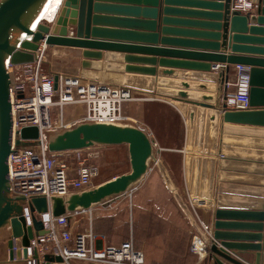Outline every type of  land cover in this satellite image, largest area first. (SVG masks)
<instances>
[{"label":"water","instance_id":"water-1","mask_svg":"<svg viewBox=\"0 0 264 264\" xmlns=\"http://www.w3.org/2000/svg\"><path fill=\"white\" fill-rule=\"evenodd\" d=\"M50 1L0 0V231L6 227L10 228L9 257L12 262L26 260L30 241L46 234L44 223L39 218V214L52 210L55 217H61L73 213L79 208L88 209L108 198L126 192L132 183L147 172L154 147L149 135L135 127L85 124L64 132L58 137V145H49L51 153L61 155L101 145H128L132 172L68 200L64 197H53L49 201L48 198L42 196L31 199L30 208L34 216L33 225L28 226L22 204L26 198L11 196L9 180V157L14 151L11 142L13 110L11 81L8 73L9 63L24 65L39 61L42 57V46L81 49L84 50L83 57L87 61L101 60L103 58L102 51L120 52L125 54L124 63L126 66L122 82L125 89L171 98L175 102L189 104L192 108L200 107L215 113L221 110L227 112L226 122L231 119V111L227 109L226 101L232 68L244 65L251 68L250 109L264 111V48L256 47L258 44L264 45V28L248 27L250 22L252 25H256L258 18L264 14V0H251L255 5L253 12L236 9L237 0H165L166 16L172 13L186 12L189 15L199 16L201 20L182 21L167 17L164 19L165 25L174 23L176 24L174 26L179 27L186 25L209 29L210 32L192 33L211 37L216 42L163 39L161 46L130 45L97 39L100 36L142 40L149 38L152 42L158 43L157 19L161 0H135L150 4L144 9L122 7L138 12L144 11L151 15V21L146 22L152 28L149 34L101 28L100 22L110 19L98 15L93 16L91 0L89 2L88 0H64L55 24L49 25L40 22L41 17H44L45 13L47 14ZM172 4H181L191 9L181 11L174 8ZM102 9L104 8L100 5H95L96 12ZM69 14L75 17H66ZM77 14L79 17H76ZM68 18L71 24L75 25L76 23L75 33L60 35L55 30L65 31L66 27L63 22ZM125 22L133 23L129 20ZM136 22L143 23L141 20ZM163 30L164 32L173 31L168 27ZM174 30L180 31L175 28ZM221 40L223 45L218 43ZM172 43L210 46L213 51L211 53L198 52L166 46V44ZM222 46L225 48L223 51L220 49ZM229 48L232 52L230 54L226 53ZM158 56L164 58L161 61L163 68L160 70L156 68ZM87 65L90 64L87 63ZM43 70L54 74L55 89L58 90L60 74L54 73L46 61ZM228 131L229 127L226 126L224 134L227 135ZM39 138L40 130L37 127L25 128L21 132V140L16 141L15 147H38L41 144ZM228 141V137L222 141L223 149L220 154L223 159L220 162V182L224 178L226 169L225 158L228 156ZM158 166L169 182L162 165ZM215 193L210 230L207 233L201 231V240L208 252L207 258L214 264H245L239 259L236 252H254L256 253L254 264H264L262 237H241L243 235L227 233L232 230L231 228H236V225L231 222L254 221L264 224V211L260 214L224 213L222 210L225 198L222 183L216 188ZM200 198L207 201V197ZM242 238H247V240H242ZM16 240L20 242L22 249L14 253L13 248ZM240 241H246L249 244L234 243ZM34 257L38 259L36 252ZM60 262H62L60 257L48 255L43 264H59Z\"/></svg>","mask_w":264,"mask_h":264},{"label":"crops","instance_id":"crops-1","mask_svg":"<svg viewBox=\"0 0 264 264\" xmlns=\"http://www.w3.org/2000/svg\"><path fill=\"white\" fill-rule=\"evenodd\" d=\"M63 1L59 0L58 4H53L50 1L48 9H51V12L48 17L45 13L40 22L49 25L55 24L60 15ZM91 5L93 16L98 15L110 19L100 22L101 28L144 34H149L152 31L149 23H146L151 21V15L144 11L138 12L122 8L140 7L144 9L150 5L145 1L91 0ZM95 5H100L104 9L96 12ZM172 5L181 11L191 9L181 4ZM165 8V0H161L157 19L158 43L152 42L149 38L142 40L100 36L97 39L130 45L156 46L163 45V39L216 42L211 37L192 33L210 32L209 29L186 25L179 27L174 26L176 25L174 23L165 25L164 19L167 17L173 20L201 21L199 16L189 15L186 12L172 13L166 16ZM254 10L255 5L250 12ZM66 17L75 16L69 14ZM76 17L79 15L77 14ZM69 18L63 22L66 27L65 31L55 30L60 35L75 33L76 23L75 25L71 24ZM258 19L256 25H252L250 22L248 27L264 28V14ZM127 20L133 21V23L125 22ZM137 20H141L143 23H137ZM165 27L173 31L164 32ZM174 28L180 31H176ZM218 43L223 45L222 40ZM166 46L198 52L211 53L213 51L212 47L201 45L172 43L166 44ZM256 47L264 48V45L258 44ZM220 49L223 51L225 48L222 46ZM83 52L84 50L75 48L47 47L43 58L48 63H52L54 71V61L50 60L49 56L64 55L71 58L70 55L76 54L80 59V66L83 63H89L91 66L96 65L97 71H100V77L97 80L86 77L87 79L108 86H122L126 66L124 63L125 54L102 51L103 58L101 60L87 61L83 57ZM226 53H232L231 49L226 50ZM157 59L156 68L160 70L163 68L161 61L164 58L158 56ZM233 69L234 67L229 81V92L234 91L236 81ZM133 94L138 99L131 103L136 104L138 114L132 118L139 120L145 126L143 128L154 147L153 155L148 162V170L140 179L132 183L126 192L108 198L88 209L79 208L73 212L76 230L84 233L92 232L95 236V247L98 249L120 247L131 242L137 251L143 253L144 264H214L208 258L204 260L199 258L200 255L193 252L192 246L196 237L201 238L202 230L205 233L210 230L212 204L216 195L215 190L220 183L223 185L225 198L222 210L224 213L260 214L264 211V111L230 110L231 119L226 122L227 112L221 110L215 113L200 107L192 108L189 104L187 108L179 109L180 105L185 104L184 102H175L171 98H163L142 91H133ZM162 111H165L166 115H163ZM70 116L69 112L67 119ZM80 119L78 121H83L82 118ZM58 124L62 123L58 120L55 126ZM226 126L229 127L227 135L224 134ZM67 130L69 129L62 133ZM225 137L229 139L228 156L225 158L224 178L220 182V162L223 159L220 152L223 149L222 141ZM76 152L81 151L66 154ZM159 164L166 171L170 183L159 168ZM88 171L90 170L88 169ZM88 171L87 173H89ZM95 171L97 172L92 173L90 178L99 176L98 168ZM131 172L128 145L100 146V185L98 186ZM84 176L83 174L80 176L82 180L85 178ZM83 193L74 194V196ZM195 196L207 197L208 207L192 206L190 199ZM231 223L236 225V228H231L232 230L227 233L243 235L241 237H262L261 242L264 245V224L254 221ZM8 233L7 260L0 259V264H13L9 257L10 228ZM2 236H5V233ZM242 240H247V238H242ZM3 242L4 239L0 240V248ZM234 243L249 244L246 241ZM236 253L245 264L255 263L256 253ZM15 263L26 264L25 261H15Z\"/></svg>","mask_w":264,"mask_h":264},{"label":"built area","instance_id":"built-area-1","mask_svg":"<svg viewBox=\"0 0 264 264\" xmlns=\"http://www.w3.org/2000/svg\"><path fill=\"white\" fill-rule=\"evenodd\" d=\"M235 5L236 9L245 12L254 8L251 0H237ZM45 49L46 47L42 46V57L35 63L8 64L13 110L11 142L14 149L9 157V180L11 196L26 198L22 204L28 226L33 225L31 199L42 196L49 201L53 197H64L68 200L74 196L70 189L72 183L69 180L67 165L49 150L48 141L56 129L53 119L56 95L59 96L58 104L62 108L68 104L86 105L87 116L84 124L107 126H119L120 123L130 120L123 115L124 104L138 99L133 90L123 86L103 85L81 76L64 78L60 75L59 88L56 90L54 74L43 70ZM233 71L236 81L234 91L229 92L227 97V109L249 110L251 68L237 65ZM188 106L182 104L179 109ZM28 127H37L40 130V146L16 148L15 144L21 140L22 130ZM60 127L66 128L63 121ZM134 127L147 133L142 126ZM190 203L200 208L209 205L200 197L191 198ZM39 218L44 223L46 234L30 241L28 258L24 260L26 264H43L48 255L60 257L62 262L59 264H144L143 253L137 251L131 242L120 247L96 248L92 232L76 230L72 213L55 217L50 210L39 214ZM202 244L201 238L196 237L192 250L204 260L208 252ZM20 249V242L16 240L13 252L16 253ZM35 252L38 259L34 257ZM201 253L204 255L201 256Z\"/></svg>","mask_w":264,"mask_h":264},{"label":"rangeland","instance_id":"rangeland-1","mask_svg":"<svg viewBox=\"0 0 264 264\" xmlns=\"http://www.w3.org/2000/svg\"><path fill=\"white\" fill-rule=\"evenodd\" d=\"M51 9L47 10V17L50 14ZM71 58L66 57L64 55L61 56H49V59L54 61L55 69L53 71V65L52 63H48L51 66V69L54 73H58L62 75L64 78L72 77V76H81V77H88L90 79L97 80L100 77V71H97L96 65L91 66L87 64H82L80 66L79 62L80 59L76 54L70 55ZM58 67V68H56ZM55 105L53 107V119H54V125L58 123V120L62 123H66V128H61L60 124H58L55 129L51 133V136H61L63 133L62 131L69 129L74 130L76 127L84 124V119L87 116V108L84 104H68L65 105L63 108L58 104L59 96L56 95L55 97ZM81 111V112H79ZM71 113V116L69 119H67L68 113ZM163 115H166L165 111H162ZM138 114V108L135 103H125L123 107V115L130 120L120 123V127H134L142 126L145 127L143 124L139 122V120L135 119L132 116H136ZM83 119V121H78ZM57 121V122H56ZM78 121V122H76ZM156 122V121H155ZM158 123V122H157ZM60 125V126H59ZM68 131V130H67ZM66 132V131H65ZM49 142V141H48ZM30 148H36V147H30ZM60 160H63L64 163L68 167V175L69 180L72 183L71 184V192L72 194H80L88 190H93L97 188L98 185H100V146H95L92 148H87L81 152H76L73 154H59L56 156ZM98 168V175L95 178H90L91 174L96 173L95 171ZM88 169L90 171H88ZM124 169V168H123ZM121 169V170H123ZM94 170V171H93ZM87 171L89 173H87ZM85 175L83 180L81 179V175ZM89 178V180H88ZM78 180V181H77ZM91 183V186L89 184ZM77 186H76V185ZM9 228L6 227L0 231V240L4 239V242L2 243V246L0 248V259L3 261L7 260V240L9 239ZM11 232V231H10ZM5 233V236H2V234ZM2 236V237H1ZM11 239V238H10ZM14 264V262H12ZM11 264V263H8ZM16 264V263H15Z\"/></svg>","mask_w":264,"mask_h":264},{"label":"bare ground","instance_id":"bare-ground-1","mask_svg":"<svg viewBox=\"0 0 264 264\" xmlns=\"http://www.w3.org/2000/svg\"><path fill=\"white\" fill-rule=\"evenodd\" d=\"M118 127H120V126H118ZM49 144L53 145V146L58 145V137L57 136H51L50 139H49ZM201 246H204V244H202ZM203 255L204 254L201 253V256H203Z\"/></svg>","mask_w":264,"mask_h":264},{"label":"snow or ice","instance_id":"snow-or-ice-1","mask_svg":"<svg viewBox=\"0 0 264 264\" xmlns=\"http://www.w3.org/2000/svg\"><path fill=\"white\" fill-rule=\"evenodd\" d=\"M51 3L58 4L59 3V0H51Z\"/></svg>","mask_w":264,"mask_h":264}]
</instances>
